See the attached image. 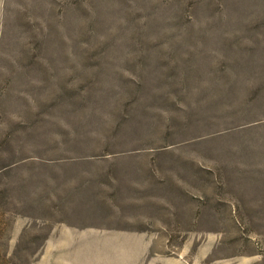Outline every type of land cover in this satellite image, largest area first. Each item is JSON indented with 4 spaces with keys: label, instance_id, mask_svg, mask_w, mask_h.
<instances>
[{
    "label": "rangeland",
    "instance_id": "1",
    "mask_svg": "<svg viewBox=\"0 0 264 264\" xmlns=\"http://www.w3.org/2000/svg\"><path fill=\"white\" fill-rule=\"evenodd\" d=\"M2 24L0 264H264V0H5ZM101 225L149 248L69 242Z\"/></svg>",
    "mask_w": 264,
    "mask_h": 264
},
{
    "label": "crops",
    "instance_id": "2",
    "mask_svg": "<svg viewBox=\"0 0 264 264\" xmlns=\"http://www.w3.org/2000/svg\"><path fill=\"white\" fill-rule=\"evenodd\" d=\"M4 2L5 0H0V35L2 33V23H3V13H4ZM121 226H113V225H101L100 228L105 229L106 232V236H103L101 234H96V231L93 230V228H97L96 226H89L88 229L90 230L89 232H92L91 235L85 236L83 237L84 239L80 238V237H70L69 242L70 243H78V242H83L85 244L88 243H105V245H108L110 242L112 243H119V248H116V250L119 249V251L122 253H120V260L123 259L124 257H126L125 255L130 252V250L132 249L133 251L135 249L140 250V253L143 252L148 249L149 247H144L142 249L141 246H131L133 243H139L140 242H144L145 244L148 243V238L146 236H137L136 238H131L129 236H121L119 234V232H122ZM119 234V235H116ZM110 235V237H109ZM52 236H49L48 239H50ZM106 248V247H105ZM105 248L103 250H105ZM112 250V249H111ZM117 253V251H116ZM98 256V255H97ZM80 257H87V259H89L88 255L81 253ZM106 257V256H105ZM97 257L95 256L94 259H96ZM101 258V257H99ZM106 259V258H105Z\"/></svg>",
    "mask_w": 264,
    "mask_h": 264
}]
</instances>
